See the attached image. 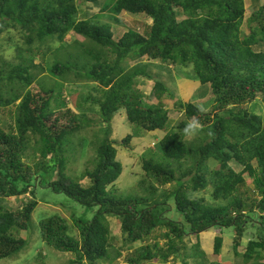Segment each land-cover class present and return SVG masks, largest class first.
Instances as JSON below:
<instances>
[{"label":"trees","instance_id":"obj_1","mask_svg":"<svg viewBox=\"0 0 264 264\" xmlns=\"http://www.w3.org/2000/svg\"><path fill=\"white\" fill-rule=\"evenodd\" d=\"M257 1L263 4L246 18V0H81L101 6L99 13L118 24L123 13L151 19L144 31L129 29L117 39L94 11L80 19L78 0H0V36L21 31L27 46L18 50V65L0 70V113L12 108L15 116L9 130L0 128V263L28 247L15 234L31 229L38 188L45 187L92 212L74 214L72 225L60 214L40 222L42 243L74 254L69 264H114L124 253V264H190L189 258L220 264L208 261L200 241L191 253L185 242L216 229L232 230L235 256L244 264H264V0ZM56 42L60 46L46 62L42 47L52 50ZM170 67L191 68L183 80L200 85L193 98L208 97L210 112L189 99L176 100L174 110L184 119H170L165 99L175 94L153 73ZM140 79L154 81L150 101ZM59 83H94L96 95L69 97L64 88L57 91ZM121 110L136 128L165 133L157 156L143 159L139 190L128 196L114 189L123 165L112 121ZM89 114L102 124L87 142L79 135L86 127L81 117ZM193 120L200 127L189 139L183 129ZM135 137L128 135L121 145L129 148ZM88 143L95 151L92 167L79 177L69 175V163ZM207 193L211 200L199 196ZM26 195L31 199L17 211L5 206ZM109 217L120 222L118 248ZM158 229L165 230L157 237L165 243H146ZM222 247L223 238L216 236L214 254Z\"/></svg>","mask_w":264,"mask_h":264},{"label":"rangeland","instance_id":"obj_2","mask_svg":"<svg viewBox=\"0 0 264 264\" xmlns=\"http://www.w3.org/2000/svg\"><path fill=\"white\" fill-rule=\"evenodd\" d=\"M81 0H78L80 3ZM102 1V0H101ZM263 2H259L257 0H246V8L248 18L251 13L257 10ZM80 11L79 18L83 19L85 16L87 17L88 13L94 11V14L101 15L98 18L101 22H107L112 25L113 31L115 33V37L120 38L125 32L129 29L138 30L140 32L144 31L145 27L152 24L150 18L145 15H132L128 13H123L118 17V19L122 22L118 24L114 22L106 13L101 14L100 9L101 6L96 7H88V5H84L80 3ZM103 13V12H102ZM243 32L245 35L248 34L246 29V25L243 26ZM72 39V35H68L66 37V42L70 43ZM52 50L47 51V49L42 47V51L46 54L45 61L49 62L53 57V50L60 46L59 43H50ZM24 34L18 30H11L0 36V70L4 64H12L18 65L20 63L19 52L20 48H26ZM24 56H27L24 54ZM40 58L36 57L35 62L39 63ZM142 61L147 63L146 58H143ZM136 62H131L130 65H135ZM168 70H161L158 68H153V73L161 74V78L166 82L168 88L175 94L174 99L172 97L165 99V104L167 105V109L169 111L170 119L178 123L184 119L182 113L174 110V102L176 100L189 99L196 106L200 107L202 111L205 113L210 112V104L211 100L206 98H193V96H199V84L189 83L188 80H183L187 77V71L190 72L189 69H182L180 67H170L166 68ZM9 70V68H8ZM171 70V72H170ZM170 72V73H169ZM169 74H172L174 77L171 81L169 78ZM182 78V79H181ZM187 81V82H186ZM186 82V83H185ZM189 84H192V88L189 87ZM63 86V87H62ZM154 86V81H150L147 79H140L139 81V89L144 92L147 96V100L150 101V94L152 92V88ZM97 87L94 83H82V84H72V85H62L59 83L57 86V91H62L64 88V92L69 97L74 95H78L79 93H88L92 92L94 95V88ZM176 96V98H175ZM152 100V98H151ZM69 101V98H66V102ZM71 103V102H70ZM153 103L154 99H153ZM263 107V106H262ZM97 110V109H95ZM90 116H82L81 120L84 125H86L85 129L80 133L79 137L88 141H92L101 128V119L96 115ZM14 110L12 108H8L5 111L0 113V128L9 130L10 126L14 124ZM137 135L132 142L129 148H125L121 145V141L127 137L128 135ZM165 133L161 131L157 132H146L144 130H140L136 128V126L131 125L127 120V115L125 110H121L112 121V140L117 142L116 148L118 150L117 160L120 161L123 165V173L121 177L116 182L114 186L115 192L118 195L128 196L132 193L137 192L138 183L141 179H143L144 171L142 169L143 159L156 157L157 149L159 141L164 137ZM196 137L195 134L190 135L189 139H194ZM79 139V138H78ZM77 140H75L76 142ZM119 143V144H118ZM85 142L79 143L78 148L81 149L82 145L85 146ZM77 151V150H76ZM75 150L73 151V153ZM79 152V151H77ZM95 157V151L90 146V143L86 146L85 150H80L79 154L76 156L74 160L68 165V174L73 177H79L86 169L91 168V161ZM199 196H204L207 200H211L210 195L200 194ZM31 196L26 195L21 198H12L5 201V206L11 211H17L23 206V203L30 200ZM38 207L33 213L32 216V227L27 232L16 233L17 237H21L26 239L28 242V247L22 253L17 255L14 258L5 259L1 261L0 264H69L72 260L75 259V255L69 252H60L49 247H46L41 241L40 235V222L50 216L55 214H60L63 218L67 219L68 222L73 224V215L76 216H87L92 217V212L86 213V208L82 205H79L74 200L70 199L64 194H57L52 192L49 188H38L37 193ZM110 229H111V237L112 243L118 248L122 241V233L120 228V222L118 219L109 217L108 218ZM164 229H158L154 232V235L150 238V240L146 243L153 244L154 241H159L160 244H164L165 240L163 238H157L161 232H164ZM248 234L243 239L242 247L239 248L241 253H244L245 248L252 238ZM216 236H221L223 238V247L220 255L214 254V240ZM157 238V239H156ZM234 236L232 230H211L208 232L201 233L199 237L191 236L186 239V246L188 247L187 252L191 253V248L198 241L201 243V250H203L207 259L210 262H216L220 264H244L241 257L235 256L233 245H234ZM141 244L135 246V248H139ZM134 248V249H135ZM126 253H124V257L119 258L114 264H124ZM190 264H196L195 260L192 258L187 259ZM147 264V263H145ZM149 264H183L181 259H170L167 262L158 261L157 259L150 262Z\"/></svg>","mask_w":264,"mask_h":264},{"label":"clouds","instance_id":"obj_3","mask_svg":"<svg viewBox=\"0 0 264 264\" xmlns=\"http://www.w3.org/2000/svg\"><path fill=\"white\" fill-rule=\"evenodd\" d=\"M199 123L198 121H191L189 122L186 127L183 129L184 135L188 136V135H193L195 134L198 130H199Z\"/></svg>","mask_w":264,"mask_h":264}]
</instances>
